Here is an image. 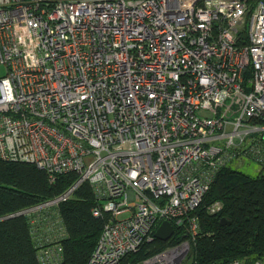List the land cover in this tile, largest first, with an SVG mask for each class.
Segmentation results:
<instances>
[{"label": "built area", "instance_id": "obj_1", "mask_svg": "<svg viewBox=\"0 0 264 264\" xmlns=\"http://www.w3.org/2000/svg\"><path fill=\"white\" fill-rule=\"evenodd\" d=\"M0 65V159L76 175L13 214L37 212L36 231L88 182L103 226L86 264L117 263L163 220L193 242L215 172L264 164V0H0ZM47 225L37 257L55 264L62 232ZM189 246L141 264H181Z\"/></svg>", "mask_w": 264, "mask_h": 264}, {"label": "trees", "instance_id": "obj_2", "mask_svg": "<svg viewBox=\"0 0 264 264\" xmlns=\"http://www.w3.org/2000/svg\"><path fill=\"white\" fill-rule=\"evenodd\" d=\"M227 163L213 175L208 190L194 212L198 230L182 264H223L232 258L264 257V164L250 175ZM75 173H59L50 180L47 172L33 163L0 159V264H40L37 257L39 227L48 241L62 232L61 257L55 264H86L103 226V218L92 213L96 198L88 182L81 183L70 197L60 201L56 214L60 220L39 218L40 225L32 231V215L17 211L58 196L74 180ZM215 200L222 208L209 213L206 206ZM187 235L174 224L168 240L144 242L137 250L121 256L113 264H139L140 261L167 246L175 245Z\"/></svg>", "mask_w": 264, "mask_h": 264}, {"label": "rangeland", "instance_id": "obj_3", "mask_svg": "<svg viewBox=\"0 0 264 264\" xmlns=\"http://www.w3.org/2000/svg\"><path fill=\"white\" fill-rule=\"evenodd\" d=\"M3 74H5L4 66H3V65H0V75H3ZM233 161H234L233 164H232V167H233V168H235V169H237V170H240V171H243V172H245V173H248V174H250V175H255V174H257L258 171H259V168H260V166H261V165L258 164V162L254 161V160H251V159H248L246 156L238 157V158L234 159ZM186 240L188 241V244H189L190 246H189V250H188V252H187V254H186L184 260L181 262V264H182L183 262H186V261H187L188 253H190V251H191V247H192V243H194V241L192 242L190 238H189V240H188V239H187V236H186L182 241H180V242H178L177 244H175V245L181 244V243L185 242ZM175 245H174V246H175ZM171 246H173V245H171ZM171 246H167V247H171ZM167 247H165V248H167ZM162 249H164V248H162ZM162 249H161V250H162ZM159 251H160V250H159ZM157 252H158V251H156L155 253H157ZM155 253H153V254H151V255H149V256H147V257H150V256L154 255ZM147 257H145V258H147ZM145 258H143L142 260H144ZM142 260H141V261H142ZM141 261H140L139 264H141Z\"/></svg>", "mask_w": 264, "mask_h": 264}, {"label": "water", "instance_id": "obj_4", "mask_svg": "<svg viewBox=\"0 0 264 264\" xmlns=\"http://www.w3.org/2000/svg\"><path fill=\"white\" fill-rule=\"evenodd\" d=\"M172 233V224L168 220H163L155 231V237L161 240H166Z\"/></svg>", "mask_w": 264, "mask_h": 264}]
</instances>
